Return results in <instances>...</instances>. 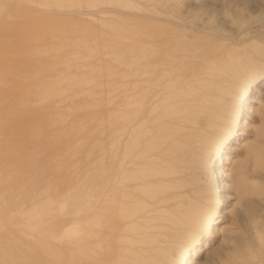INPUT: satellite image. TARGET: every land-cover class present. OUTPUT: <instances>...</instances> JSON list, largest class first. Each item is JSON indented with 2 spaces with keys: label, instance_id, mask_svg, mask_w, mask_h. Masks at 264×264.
Masks as SVG:
<instances>
[{
  "label": "rangeland",
  "instance_id": "374dc122",
  "mask_svg": "<svg viewBox=\"0 0 264 264\" xmlns=\"http://www.w3.org/2000/svg\"><path fill=\"white\" fill-rule=\"evenodd\" d=\"M157 31L200 63L241 65L211 104L207 162L235 129L219 192L217 166L140 180L154 158L95 185L125 116L117 82ZM186 251L187 264H264V0H0V264H177Z\"/></svg>",
  "mask_w": 264,
  "mask_h": 264
},
{
  "label": "bare ground",
  "instance_id": "6f19581e",
  "mask_svg": "<svg viewBox=\"0 0 264 264\" xmlns=\"http://www.w3.org/2000/svg\"><path fill=\"white\" fill-rule=\"evenodd\" d=\"M147 36L142 56L132 59L130 73L117 82L116 111H124L125 116L117 127L116 152L111 157L100 159L95 185L100 186L102 190L111 191L117 187L116 177L119 174L133 166L144 164L149 158H154L158 164L153 174L143 176L140 180L149 183L176 182L199 167L217 166L216 169L209 170V176L214 189L219 192L222 186L217 178L223 175L219 166L223 167L225 160L230 159L228 152L231 147L228 145L234 140L235 129L223 136L219 153L207 162L205 149L214 112L211 104L215 97L226 91L230 78L238 75L241 65L219 61L216 66H208V63H200L193 55L188 54L189 44H172L165 39L163 31L148 32ZM199 75L203 77L204 82L196 79ZM193 79L199 80L195 89H182L184 84H191ZM250 88L251 86H248L245 92H249ZM195 91L201 93L199 103L193 98ZM242 96L243 94L239 95L240 99L236 101L235 123L241 122ZM179 120L182 121L181 124ZM231 137L233 138L230 140ZM123 150L128 151L123 153ZM140 185L138 183L134 187ZM83 195L89 196L88 188ZM131 217L126 216L124 223L131 222ZM217 221L218 226L206 232L204 246L222 232L219 230L221 220ZM166 227L164 226L163 230H167ZM194 249L198 250L197 246H194ZM191 252H183L177 264H187L193 254ZM196 252L194 251V254Z\"/></svg>",
  "mask_w": 264,
  "mask_h": 264
}]
</instances>
